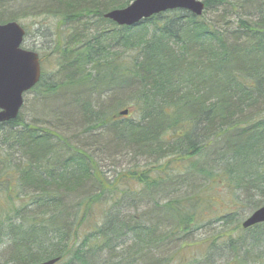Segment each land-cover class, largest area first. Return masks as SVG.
Returning <instances> with one entry per match:
<instances>
[{
    "label": "trees",
    "instance_id": "1",
    "mask_svg": "<svg viewBox=\"0 0 264 264\" xmlns=\"http://www.w3.org/2000/svg\"><path fill=\"white\" fill-rule=\"evenodd\" d=\"M133 1L0 0L54 23L0 125V264H264V0L104 18Z\"/></svg>",
    "mask_w": 264,
    "mask_h": 264
},
{
    "label": "water",
    "instance_id": "2",
    "mask_svg": "<svg viewBox=\"0 0 264 264\" xmlns=\"http://www.w3.org/2000/svg\"><path fill=\"white\" fill-rule=\"evenodd\" d=\"M174 10H185L201 17L205 10L203 0H135L124 9L104 15L119 27H133L156 15ZM25 30L16 22L0 25V125L17 119L24 96L41 79L39 55L22 48ZM128 111L121 112L127 116ZM264 223V206L251 214L243 223L244 229ZM52 259L42 264H57Z\"/></svg>",
    "mask_w": 264,
    "mask_h": 264
},
{
    "label": "rangeland",
    "instance_id": "3",
    "mask_svg": "<svg viewBox=\"0 0 264 264\" xmlns=\"http://www.w3.org/2000/svg\"><path fill=\"white\" fill-rule=\"evenodd\" d=\"M52 19V18H51ZM48 17L45 16H41L38 18H25L22 19L21 21H19L18 23L24 27V29L26 30V38L23 44V47L26 49H34L35 47H39V45H42L46 42V40H49L50 38V33L52 31L51 28H53L54 23ZM47 74L52 75L53 73H55V63H47ZM34 94L33 93H28L25 95V103L26 105L29 102H32L34 99ZM50 100V99H49ZM48 100H45V102ZM41 101L40 102H36L33 106V110L34 113H38V108L41 105ZM47 110V109H46ZM48 111V110H47ZM26 119H30L28 116H26ZM51 119L47 118V120L45 121L48 124H52L53 125V121L50 122ZM50 122V123H49ZM143 162V161H142ZM246 218H248L250 216V214L246 213ZM245 218V219H246ZM245 219L243 220V222L245 221ZM209 233V232H206ZM205 234V232H204ZM200 235V232H199Z\"/></svg>",
    "mask_w": 264,
    "mask_h": 264
}]
</instances>
